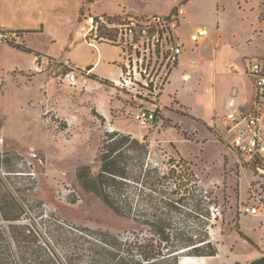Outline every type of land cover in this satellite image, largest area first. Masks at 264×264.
I'll use <instances>...</instances> for the list:
<instances>
[{"label":"rangeland","instance_id":"obj_1","mask_svg":"<svg viewBox=\"0 0 264 264\" xmlns=\"http://www.w3.org/2000/svg\"><path fill=\"white\" fill-rule=\"evenodd\" d=\"M1 2L22 11L5 10L0 21L27 31L26 46L52 60L34 70L30 68L34 54L0 44V206L14 200L19 208L16 220H5L0 212V264H37L30 250L41 255L38 261L45 259V250L64 264H93L85 248L103 246L99 231L115 235L125 249L145 236L141 234L144 227L115 215L76 180L81 165H89L93 175L98 172L97 156L107 131L135 134L140 142L146 141V158L161 171L169 167V158L179 160L178 153L185 159L182 166L193 177L181 191H174L173 179L166 189L171 201L182 197L179 212L172 213L173 231L183 227L198 234L206 229L218 251L227 255L225 262L232 259L244 264L264 256V213L241 212L242 205L257 204L255 191L264 197V182L224 143L220 122L232 88H238V100L250 90L243 74V61L248 57L242 59V55L257 42L247 43L252 29L247 17L252 11L244 2L238 9L235 0H222L221 23L215 0H192L185 5L186 18L178 30L181 39L187 45L190 31L197 26L207 28L208 36L198 48L188 47L178 67L172 68V85L158 100L170 104L159 108L155 122L144 128L134 113L138 106L158 107L155 101L141 103L112 82L92 79L84 87L80 80L72 86L62 80L65 59L52 56L70 40L82 39L89 17L159 14L178 0ZM218 24L221 38L217 42ZM138 202L143 205L140 198ZM24 252L26 262L21 260ZM126 257L134 264V255Z\"/></svg>","mask_w":264,"mask_h":264},{"label":"trees","instance_id":"obj_2","mask_svg":"<svg viewBox=\"0 0 264 264\" xmlns=\"http://www.w3.org/2000/svg\"><path fill=\"white\" fill-rule=\"evenodd\" d=\"M103 17L109 23L119 18L106 15ZM93 19L98 22L99 17L95 16ZM98 31L99 35L108 32L101 25ZM9 45L32 52L22 45ZM34 55L43 56L38 52ZM93 77L102 83H109L106 79ZM183 135L185 139H188L185 133ZM148 146L146 141L140 142L132 135L119 131H107L104 133L100 153L97 156L98 172L93 175L89 165H81L75 172L76 180L84 191L95 195L115 215L145 228L141 231V234L145 236L138 237L137 242L126 249L122 247L115 235L99 231V241L103 246L94 244L92 247L85 248L93 264H129V259L126 257L129 254L135 256L136 259L132 261L134 264H178L180 257L184 255L212 257L218 254V248L211 242L206 229L198 234L183 227H177L173 231L172 213L179 212L181 207L177 204L182 197L171 201L166 189L169 188L168 184L173 179L174 191H181L193 174L187 167L182 166L186 162L179 153V160L169 158L167 161L169 167L161 171L156 163L149 162L148 157L146 158ZM139 198L143 202L142 206L138 202ZM5 202L7 203L3 202L0 206L2 218L18 219L19 215L16 213L19 208L16 202L14 200ZM125 252L127 255H123ZM29 255L37 264L38 262L56 264V261L59 262L58 264H64L57 259L56 255H54L55 261L45 250L43 251L45 259L41 261H38L41 255H35L34 250H30ZM26 256L27 253L24 252L21 256L23 262H26L28 258ZM73 256L78 255L73 254ZM94 256H97L96 259H93ZM248 264H264V257Z\"/></svg>","mask_w":264,"mask_h":264},{"label":"built area","instance_id":"obj_3","mask_svg":"<svg viewBox=\"0 0 264 264\" xmlns=\"http://www.w3.org/2000/svg\"><path fill=\"white\" fill-rule=\"evenodd\" d=\"M186 15L183 3H180L167 14L146 16L119 17L110 23L103 16L98 22L89 17L86 40L104 42L115 46L120 51L119 74L112 83L124 95L133 97L139 102L153 100L156 108L138 106L134 119L144 128L155 122L159 108L158 101L169 82L172 68H175L186 44L178 35V27ZM108 31L99 35V26ZM207 35V29L197 26L189 34V42L199 43ZM22 32L17 29H0V42L12 45L21 44ZM50 60L45 56H35L31 64L36 70ZM52 60V59H51ZM161 65L158 66V63ZM164 63L166 67L162 69ZM62 80L75 86L82 80V86L90 79L88 69H79L68 61ZM243 74L249 79L252 96L247 105L236 103L237 91L232 90L220 117L224 128L222 139L234 156L245 164L259 180L264 182V60L245 58ZM48 112V111H47ZM257 204L244 206L241 212L255 215L263 214L264 197L254 192ZM264 226V220L262 221Z\"/></svg>","mask_w":264,"mask_h":264},{"label":"crops","instance_id":"obj_4","mask_svg":"<svg viewBox=\"0 0 264 264\" xmlns=\"http://www.w3.org/2000/svg\"><path fill=\"white\" fill-rule=\"evenodd\" d=\"M181 0H178V5L182 2H180ZM192 0H188L186 2L185 5H187L188 3H190ZM236 2V6L238 9H241L244 6H241L240 4H242L243 2L245 3V5L249 8L250 11H252L251 15L249 17H247V19H251L250 25L252 26V29H250L251 33L248 36L247 39V43H251V45H254V42H257L256 45L253 47L252 50L247 51L245 54L242 55V59L244 57H249V58H257V59H262L264 60V0H235ZM216 3V12L217 16L219 17V22L221 23L220 17L222 18V11H224V6H222V0H215ZM177 4H175L174 6H172L170 9H168L166 12L164 13H159V14H167L169 13L173 8H175L177 6ZM186 9V6H185ZM6 10V12L8 11L9 13H18L21 12L22 9H20L18 6H4V3L1 2L0 0V15H2V13ZM129 13V14H128ZM158 13H150V14H138V13H130V12H123L121 14L119 13H105L103 15L106 16H115V17H122V16H129V15H157ZM102 15V16H103ZM186 15L184 17V19L181 21L178 30L180 29V27L183 24V21L185 20ZM241 20H244L241 17ZM218 22V23H219ZM0 29H17L22 31V36H21V44L23 47L28 48L30 50H32L31 48L26 46L25 43V35L26 32L24 29L22 28H18V27H12V26H8L6 24H4L3 22L0 21ZM195 28H193L190 32H192ZM207 29V28H206ZM217 29H218V39L217 42L220 41L221 38V30H220V26L219 24L217 25ZM177 30V32H178ZM88 31V29H87ZM87 31L84 32L82 39L80 40H70L67 44V46L64 48L63 51H61L59 54L52 56L53 58H64L65 61H68L69 63H71L72 65L76 66L79 69H88L90 71V81H93L92 79H95L93 76H96L98 79H106L109 82H113L117 79L118 74H119V62H120V51L118 48H116L115 46H112L108 43H104V42H92V41H87L85 40V35L87 34ZM24 33V34H23ZM208 33V30H207ZM179 37L181 38V35L178 32ZM208 34L206 35V37H204L199 43L197 44H193V43H187L184 52L188 49V47H191L192 50L194 48H198L201 44V42L203 40H205L207 38ZM259 39L261 40V42L259 43ZM184 41V40H183ZM186 43V42H185ZM0 44H6V43H2L0 42ZM260 44V46H259ZM7 45V44H6ZM9 45V44H8ZM12 48H16L13 47L11 45H9ZM111 48V49H110ZM109 50H113L115 51L114 54H111V52H109ZM36 51L32 50V54H34ZM183 52V54H184ZM40 53V52H39ZM182 54V55H183ZM182 55L175 67V69L178 67L181 59H182ZM35 56L33 55L32 57V62L34 61ZM183 78H186L187 75H183ZM248 83L250 84V90L245 93H243V99L242 100H238V95H239V90L237 87L232 88L233 90L237 91V97H236V103L238 105H247V103L249 102V100L251 99L252 96V88H251V83L249 81L248 78H246ZM97 80V79H95ZM96 82V81H94ZM172 85V78H169V82L166 85V87L164 88L161 96L163 95V93L166 91L167 88H169ZM230 95L228 96L226 102H225V107L227 105V102L229 100ZM171 100V98H170ZM170 104V101L168 104H163L165 106H168ZM136 136L135 134H133V137ZM256 215V214H255ZM223 257V258H222ZM264 257V256H262ZM200 258L202 257H197L196 259H192V260H186L185 258H180L178 264H242V262L237 261V260H229L228 262H225L223 259H227V255L225 254V252L222 249H219L218 254L216 256H213L211 258H205V260H201ZM250 262H245L244 264H248Z\"/></svg>","mask_w":264,"mask_h":264},{"label":"bare ground","instance_id":"obj_5","mask_svg":"<svg viewBox=\"0 0 264 264\" xmlns=\"http://www.w3.org/2000/svg\"><path fill=\"white\" fill-rule=\"evenodd\" d=\"M197 257L199 256H188V255H184V256H181L180 258H185L186 260H192V259H196ZM202 258H200L201 260H205V258H211V257H208V256H201ZM213 257V256H212Z\"/></svg>","mask_w":264,"mask_h":264}]
</instances>
